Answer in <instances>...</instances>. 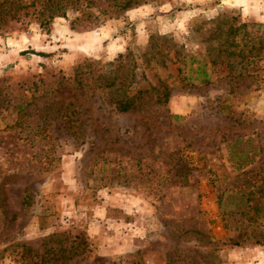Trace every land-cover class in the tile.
Wrapping results in <instances>:
<instances>
[{"label":"rangeland","instance_id":"obj_1","mask_svg":"<svg viewBox=\"0 0 264 264\" xmlns=\"http://www.w3.org/2000/svg\"><path fill=\"white\" fill-rule=\"evenodd\" d=\"M125 1L0 0V264H257L264 0Z\"/></svg>","mask_w":264,"mask_h":264},{"label":"trees","instance_id":"obj_2","mask_svg":"<svg viewBox=\"0 0 264 264\" xmlns=\"http://www.w3.org/2000/svg\"><path fill=\"white\" fill-rule=\"evenodd\" d=\"M133 2V0H126L125 1V4L126 5H129ZM237 19V17H231V20L232 21H235ZM247 25L246 22H242V23H239V25H230L228 27V30L230 33H235L237 30H239L240 28L242 27H245ZM261 26L262 24L258 23V33L255 34V35H252L250 37V41L253 42V45L255 43H257V55L259 54V51L262 50L264 48V30L261 29ZM217 30V29H216ZM253 47H251L252 49ZM255 48V47H254ZM191 57V56H190ZM199 63L197 64L196 68H195V72L197 73L196 74V77L200 78V80L204 81V80H207L210 76L209 72L207 71L206 69V65H205V62L203 61H198ZM230 66V65H228ZM153 88H157L156 89V92L159 93V95H157V99H156V102H159V103H166L168 102L169 98H170V90L167 88L166 85L160 83L159 85H156V86H153ZM160 89V91H159ZM149 91L148 89L147 90H137V92L135 94H133L132 96H125L121 99H118L116 101V108L120 111H126V110H129L131 108H134L135 107V103H136V100L138 98H141V96H143V92H147ZM264 177V175L262 176V178ZM24 202L26 203V201L23 200V204ZM259 208L257 207V212L259 211L258 210ZM189 232H195V233H198V231L196 230H190Z\"/></svg>","mask_w":264,"mask_h":264},{"label":"crops","instance_id":"obj_3","mask_svg":"<svg viewBox=\"0 0 264 264\" xmlns=\"http://www.w3.org/2000/svg\"><path fill=\"white\" fill-rule=\"evenodd\" d=\"M260 257H262V258H260ZM258 263L257 264H264V254L263 255H261V254H259V258H258Z\"/></svg>","mask_w":264,"mask_h":264}]
</instances>
